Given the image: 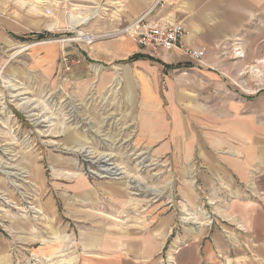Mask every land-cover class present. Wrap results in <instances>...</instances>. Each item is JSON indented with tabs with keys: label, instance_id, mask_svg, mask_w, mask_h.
I'll use <instances>...</instances> for the list:
<instances>
[{
	"label": "crops",
	"instance_id": "obj_1",
	"mask_svg": "<svg viewBox=\"0 0 264 264\" xmlns=\"http://www.w3.org/2000/svg\"><path fill=\"white\" fill-rule=\"evenodd\" d=\"M115 4L126 25L143 14L181 23L179 46L204 56L197 62L177 49L150 56L124 37L102 45L113 50L98 59L123 77L111 91L123 97L120 121L168 161L174 200L124 227L106 217L126 201L123 186L67 185L76 264H264V90L252 70L264 60V0Z\"/></svg>",
	"mask_w": 264,
	"mask_h": 264
},
{
	"label": "rangeland",
	"instance_id": "obj_2",
	"mask_svg": "<svg viewBox=\"0 0 264 264\" xmlns=\"http://www.w3.org/2000/svg\"><path fill=\"white\" fill-rule=\"evenodd\" d=\"M115 1L0 0V264H76L64 204L72 198L66 186L81 179L127 190L106 216L124 227L174 200L168 161L120 121L123 97L111 91L122 75L98 59L113 50L102 45L130 39L98 38L128 23ZM86 9L98 15L80 23ZM261 62L252 70L264 77Z\"/></svg>",
	"mask_w": 264,
	"mask_h": 264
},
{
	"label": "built area",
	"instance_id": "obj_3",
	"mask_svg": "<svg viewBox=\"0 0 264 264\" xmlns=\"http://www.w3.org/2000/svg\"><path fill=\"white\" fill-rule=\"evenodd\" d=\"M184 32L181 23L150 22L146 20V14H143L121 29L102 34L98 38L127 36L136 43L141 51L150 56H157L163 51L177 49L200 62L204 52L192 51L179 46L178 41ZM235 52V56H243L240 50Z\"/></svg>",
	"mask_w": 264,
	"mask_h": 264
},
{
	"label": "bare ground",
	"instance_id": "obj_4",
	"mask_svg": "<svg viewBox=\"0 0 264 264\" xmlns=\"http://www.w3.org/2000/svg\"><path fill=\"white\" fill-rule=\"evenodd\" d=\"M86 11L87 12H85L84 14H85V16L84 17H80L81 19H82V21L80 22V23H85V22H88V21H90V20H92V19H94L97 15H98V11H94V10H92V11H88L87 9H86ZM79 15H82V13L81 12H79ZM71 15H69V17H70ZM74 16V15H73ZM105 34H107V33H105ZM82 35H84L83 33L81 34V36L80 37H82L86 42H89L90 41V39L91 38H95L93 35L92 36H82ZM98 37V36H97ZM264 62V61H263ZM262 67L264 68V64L262 65ZM255 71H258V69L257 70H255ZM262 78H264L263 76H261V78H259V81H261V79ZM261 83V82H260ZM264 83V80H262V83L261 84H263ZM71 136L70 135H65L64 136V139L67 141V140H70L71 138H70ZM109 159H106L105 161H108ZM103 170V173H104V175L105 174H114V173H116V172H114V171H111V169H109V168H103L102 169ZM117 175V174H116Z\"/></svg>",
	"mask_w": 264,
	"mask_h": 264
},
{
	"label": "trees",
	"instance_id": "obj_5",
	"mask_svg": "<svg viewBox=\"0 0 264 264\" xmlns=\"http://www.w3.org/2000/svg\"><path fill=\"white\" fill-rule=\"evenodd\" d=\"M138 57H139V56H133V57L129 58V61L134 60V59H136V58H138Z\"/></svg>",
	"mask_w": 264,
	"mask_h": 264
}]
</instances>
